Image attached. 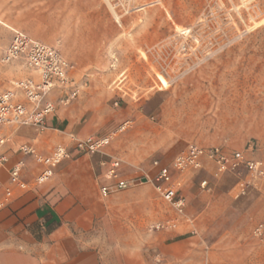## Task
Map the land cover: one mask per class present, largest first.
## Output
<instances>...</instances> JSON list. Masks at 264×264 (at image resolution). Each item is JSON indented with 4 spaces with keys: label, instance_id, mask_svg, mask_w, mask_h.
I'll use <instances>...</instances> for the list:
<instances>
[{
    "label": "rangeland",
    "instance_id": "374dc122",
    "mask_svg": "<svg viewBox=\"0 0 264 264\" xmlns=\"http://www.w3.org/2000/svg\"><path fill=\"white\" fill-rule=\"evenodd\" d=\"M69 1L84 14H61V0H0V59L15 31L50 46L55 32L76 34L83 17L101 27L93 35L101 37L102 63L76 75L71 63L72 79L80 94L96 90L121 118L105 151L117 156L141 141L133 153L148 148L140 167L149 171L154 160L169 165L191 146L218 147L264 170V0H110L115 8ZM29 75L21 63L0 62V94ZM61 94L55 89L45 100L57 103ZM174 175L186 199L183 216L151 183L134 179L114 223L119 231L103 236V264H264V174L241 167L217 175L205 161L199 171Z\"/></svg>",
    "mask_w": 264,
    "mask_h": 264
},
{
    "label": "crops",
    "instance_id": "0c3cea01",
    "mask_svg": "<svg viewBox=\"0 0 264 264\" xmlns=\"http://www.w3.org/2000/svg\"><path fill=\"white\" fill-rule=\"evenodd\" d=\"M69 4V0H61L59 12L77 16L86 11L79 6L69 7ZM74 27V35L73 29L55 32L50 46L75 66L76 75L77 71H87L90 64L102 63L101 37L99 32L93 35V31H100L101 27L93 28L83 17ZM21 33L40 42L32 33ZM94 36L96 43L92 44ZM106 109L109 113L102 116L99 112ZM110 110L104 99L99 100L96 90H84L71 106H57L55 112L45 118L46 128L41 133L30 127L2 128L1 133L8 143L0 149V154L7 159L0 166V203L4 201L5 190L11 187L9 170L18 162L24 163L22 181L28 184V189L13 187L11 200L0 208V264H103V236L119 231L114 223L121 222L118 216L126 207L121 199L129 196L126 190L106 198L101 196V186L109 183L105 177L107 164L117 159L125 180L140 181L144 175L155 173L152 164L149 171L140 167L148 148L133 153L141 141L128 143L130 145L122 152H116L117 156L112 155L111 148L92 156L77 153L75 141L104 135L118 126L121 118ZM24 145L34 147L41 155H49L57 146H64L69 158L53 170L48 182L34 186L41 167L19 152ZM122 169L131 171L132 175L123 177Z\"/></svg>",
    "mask_w": 264,
    "mask_h": 264
},
{
    "label": "built area",
    "instance_id": "2783aa9c",
    "mask_svg": "<svg viewBox=\"0 0 264 264\" xmlns=\"http://www.w3.org/2000/svg\"><path fill=\"white\" fill-rule=\"evenodd\" d=\"M13 62L21 63L25 70L35 77L29 75L17 82L13 89L0 94V149L8 143L1 133L2 128L30 127L41 133L46 128L45 118L53 114L57 106H68L80 94L79 86L72 79L74 66L57 49L17 31L14 32L1 59L3 64ZM55 89L62 93L57 103L46 101L45 97ZM123 129L124 126L119 130ZM116 132L77 140L74 145L75 150L80 155L102 154L110 145ZM19 152L31 157L35 164L41 167L34 178V186L48 182L53 176V170L63 160L69 158V152L64 146H57L49 155H41L34 147L27 145L21 146ZM205 161L214 165L217 175L234 172L241 167L253 177H261L264 174L262 164L245 159L242 152L226 153L218 147L191 146L178 154L169 165L154 161L152 165L155 173L152 176L144 175L143 179L151 183L156 193L181 217L186 206V199L179 194L181 184L174 174L182 175L189 171H199L203 169ZM6 162V157L0 154V166ZM23 168V162H18L10 168L11 187L5 190L4 201L0 203V208L11 200L13 187L20 190L28 189V184L22 181ZM105 177L109 183L100 188V194L104 198L127 190L136 182L134 179L125 180L121 177L120 163L117 159L109 161ZM205 185L206 182H202L201 187ZM175 222L176 219L169 221L170 225Z\"/></svg>",
    "mask_w": 264,
    "mask_h": 264
},
{
    "label": "bare ground",
    "instance_id": "6f19581e",
    "mask_svg": "<svg viewBox=\"0 0 264 264\" xmlns=\"http://www.w3.org/2000/svg\"><path fill=\"white\" fill-rule=\"evenodd\" d=\"M106 2H108L109 5H112L110 0H106ZM113 8H115L113 5H112ZM185 32V34L189 33V30H186V31H183ZM158 80L159 82L161 83L162 87H166L167 86V82L165 81V79L162 77V76H158Z\"/></svg>",
    "mask_w": 264,
    "mask_h": 264
}]
</instances>
